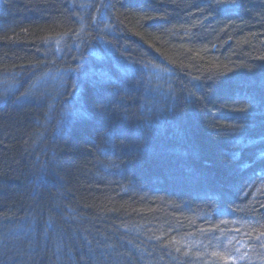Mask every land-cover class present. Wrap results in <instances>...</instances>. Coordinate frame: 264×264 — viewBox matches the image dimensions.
I'll return each instance as SVG.
<instances>
[{"label":"trees","instance_id":"16d2710c","mask_svg":"<svg viewBox=\"0 0 264 264\" xmlns=\"http://www.w3.org/2000/svg\"><path fill=\"white\" fill-rule=\"evenodd\" d=\"M261 232L264 0H0V264H264Z\"/></svg>","mask_w":264,"mask_h":264},{"label":"snow or ice","instance_id":"6c2138e0","mask_svg":"<svg viewBox=\"0 0 264 264\" xmlns=\"http://www.w3.org/2000/svg\"><path fill=\"white\" fill-rule=\"evenodd\" d=\"M260 237H264V232L260 233ZM260 237H257V239H259Z\"/></svg>","mask_w":264,"mask_h":264}]
</instances>
